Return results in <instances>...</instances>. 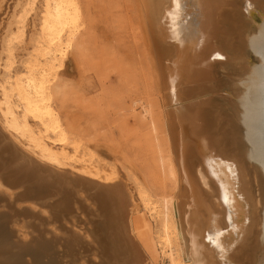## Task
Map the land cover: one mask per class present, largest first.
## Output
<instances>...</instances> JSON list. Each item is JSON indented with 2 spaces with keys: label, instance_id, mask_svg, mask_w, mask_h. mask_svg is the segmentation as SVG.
Returning a JSON list of instances; mask_svg holds the SVG:
<instances>
[{
  "label": "bare ground",
  "instance_id": "bare-ground-1",
  "mask_svg": "<svg viewBox=\"0 0 264 264\" xmlns=\"http://www.w3.org/2000/svg\"><path fill=\"white\" fill-rule=\"evenodd\" d=\"M94 7V0H0V64L31 61L24 52L35 48L36 25L54 40L40 71L0 69L6 109L23 107L12 120L23 126L29 109L42 114L108 179L105 186L61 183L42 173L49 180L40 182L41 172L17 169L20 154L0 130V176L14 188L26 186L24 197L60 195L46 202L49 217L47 207L42 216L0 192V264H264V0H135L143 74L159 111L144 106L149 130L142 134L134 112L146 103L125 91L130 107L118 127L125 150L111 142L103 149L89 131H97L103 95L86 97L62 82L71 59L89 63L101 79L117 57L107 47L93 48ZM29 23L28 36L16 41ZM74 95L93 114L89 129L65 113ZM63 184L91 192L105 231L73 230L79 199ZM16 219L22 227H13Z\"/></svg>",
  "mask_w": 264,
  "mask_h": 264
},
{
  "label": "rangeland",
  "instance_id": "rangeland-1",
  "mask_svg": "<svg viewBox=\"0 0 264 264\" xmlns=\"http://www.w3.org/2000/svg\"><path fill=\"white\" fill-rule=\"evenodd\" d=\"M94 2H95V7L93 8V11H94V14H96L95 22L97 23L96 24L97 28L95 31L96 33H94V35H96V40H95L96 44L93 45V48L102 47V46L107 47V48L113 50V52L115 53V55L117 57H115V60L113 61L112 65H110V68L108 69L109 72L107 71V74H106L107 77L106 76L104 77L105 80H103L104 78L100 79L99 74L96 73L97 71L93 70L94 68H92L89 63L78 64V62L71 59L68 63L66 76L62 82L65 83L66 81H69V83L78 86L77 87L78 90H80V92H82V93H85L86 97H92V96L98 95V94H101V96L103 95L102 97L100 96L101 102H102L100 104V106H102V108H103L102 109L103 112H101L102 116L99 120H97L95 122V124H93V121H92V118L94 119L93 114L91 113L92 114V117H91V114L89 111L90 109H88V108H85L88 110V111L86 110L87 112L82 110V109H84L83 108L84 105L80 102V100L76 99V97H77L76 95H74L72 97V99H70L68 101V104H66L65 113L67 112L66 114L67 115L69 114L68 116L70 117V119L75 120L76 124L79 127L81 126L82 128L87 129L88 126L90 128V124H91V126L93 124L96 127L97 131H95L94 128L93 129L88 128V129H89L90 133H92L94 131L93 132L94 135L93 134L92 135L96 138L97 142L102 144L101 146H104L103 149L107 150V147L108 146L110 147V145H108V144H110V142H111L112 145H114V144L117 145L118 143H121V145H120L121 149L125 150L124 148H126V146H124L122 144V137H121L120 130L118 127L120 126V124H121L120 122H122L126 113L128 112V108L130 107V101L128 99V95L126 92H132V91H133V93L135 92L136 98H141L142 102L146 103V105L143 104V107H142V105L139 104L137 106L136 111L134 112L135 119L137 118L136 121L138 122L140 120L138 122V123H140V125L144 123L143 126H141V128H140V130L142 131L141 132L142 134H144V132L147 133L146 131L149 130V125L146 124V126H145V122L142 119V115L145 114L144 106H147V105L150 106V104H151V106L153 107V112L155 114H157V112L159 111L158 110V106H159L158 101L159 100L157 98L158 96H157L156 92H154L155 88L152 89L153 87L148 85L147 81L145 80L146 76L144 74L146 72V66H145L146 62H145L143 56L140 55V51H142V49H143V47H142L143 41L140 38L141 36L139 35V30L136 29L135 0H94ZM130 19H131V21H130ZM29 25H30V23L27 24V26L25 25L26 29H24V34L19 36L16 39V41L17 40H18V42L22 41L28 36L29 30H30ZM33 26L34 25H32V28H33ZM35 31H38L37 32V40L35 42L36 43L35 48H31V49L24 52L25 54H27V56L29 57V59L31 61L28 63H22V62L18 61V59L16 58V60H14L13 63L9 66H5L3 63L0 64L1 70L6 71L10 75L17 68H27L30 70H37V71L39 70L40 71V69L43 67V62L45 60H48L50 58V56L53 54V51L50 48H48L46 46V44L50 43V42H54V40L52 41V37L47 35V32H42L43 30H41V26L36 25ZM135 42L137 44H135ZM131 50L134 51V54L132 53L133 51H131ZM136 51L138 52V54ZM252 59L254 60V62H256V60H257V58H252ZM120 62H121V64H120ZM113 64H114V66H113ZM113 67H116L115 68V69H117L116 72L114 71L115 69ZM121 67H122V69H121ZM139 68H140V70H139ZM118 70H120V71H118ZM130 73H132V74H130ZM123 75H124V77H123ZM131 75H133L134 77ZM25 76H26V73H24V77ZM119 77H121V79ZM126 77H127V79H126ZM12 80L13 79L11 77H9L8 79H6V84L11 83ZM127 80H129L128 83L130 82L129 83L130 85L128 84L129 86H126ZM101 82L104 83L105 85L104 84L102 85ZM132 82L134 83V85H132ZM135 83L138 85H135ZM4 85H5V83H3L2 80L0 79V91L5 88ZM136 86H137V88H136ZM149 86L151 87L150 88L151 91L149 89ZM132 87H133V89H130ZM103 88H105V89H103ZM102 89L104 90V93H103ZM128 89H130L131 91ZM80 92H79V94H80ZM143 92L145 94H143ZM79 94H78V96H79ZM102 99H103V101H102ZM78 102H80V103L78 104ZM127 102H128V104H127ZM21 104L22 103L16 105V107L14 108L15 111L12 110V112H10L9 110L6 109L7 102L0 96V130L2 132L7 131L5 129V125H7L6 127H8V126L15 127L13 125H16V124L12 120V116H15V118H16L17 112H20L23 109ZM79 106L81 108H79ZM106 106H108V107L105 108ZM154 106H155V108H154ZM66 109H68V111ZM79 110H81L82 112ZM156 110H158V111H156ZM83 111L85 113H83ZM15 112H16V114H15ZM120 114H121V116H120ZM80 116H81V118H80ZM30 117L33 121L30 120ZM44 117L45 116L38 113L37 111L29 109L24 116V120L26 119V122H24L25 124L23 126L31 128L30 130L36 136H39L41 138L44 136V138L50 140L54 144H61L62 147H61L60 151H62V152L68 151V149H66L65 146H66V144H69V146L73 149V151L70 152V158H72V159L75 158L78 161L85 162L86 164H91L92 166L90 168H92V174L95 177L105 175L104 173H106V172H104V170L98 171L97 166L94 163H92V162H94L93 158L89 157L88 155L86 156V154L84 152H83L84 154L81 153L82 151H80V149L76 150L74 148V144H72L68 139H66V138L63 139L60 136H57L56 135L57 129L54 127L48 126V124L45 122ZM90 117H91V119H90ZM141 121L143 123H141ZM90 122H92V123H90ZM20 128H22V127L18 126V129H20ZM107 130H108V132H107V134H105ZM243 131L244 130H242V133H244ZM50 132L55 134L56 136L50 137V135H47ZM112 136H113V138H112ZM7 138H6V140L9 141V138L8 139ZM96 171H98V172H96ZM103 179L106 181L108 180L107 177H105V176H103ZM82 196L85 197L86 192L79 190V193L78 192L76 193V199H79V200H76V204H75V206L77 207V212L79 213V216L75 220L76 221V227H73V230L75 232L81 234V235H92L95 231H105L104 229H102V222H101V220H103L105 218L99 213L97 203L92 198H86L85 199ZM84 206H88L89 208L94 209L95 214H89L86 211H84L85 210ZM45 210H49V209L46 208ZM48 216L49 217L53 216V214L50 210H49ZM16 220H19V219H16ZM16 220L12 224L13 227L14 226L16 227L17 225H18V227H22V222H20V220L17 222ZM23 222H27V221L24 220ZM50 225L51 224H49L48 227H51ZM23 229L24 230L26 229L28 231L33 230L30 227H28L27 225H26V227H23ZM28 231L23 232L24 235L27 234L28 237H30L35 232V230H34L32 232V234H29L30 232L28 233ZM55 231H57L59 233H63L61 231V229L58 227L56 228ZM17 234H20V231H19V233L17 232ZM48 234H49V232H48ZM20 239H22V237H20ZM65 260H69V257H64L63 261H65Z\"/></svg>",
  "mask_w": 264,
  "mask_h": 264
},
{
  "label": "flooded vegetation",
  "instance_id": "flooded-vegetation-1",
  "mask_svg": "<svg viewBox=\"0 0 264 264\" xmlns=\"http://www.w3.org/2000/svg\"><path fill=\"white\" fill-rule=\"evenodd\" d=\"M30 120L33 121L31 117H30ZM6 126L7 125H5V129L7 131L3 132L4 136L6 138L8 137L9 141L8 140L7 141L10 144H12L14 147H16V149L19 151V152L17 151V155L18 153L20 154L18 156V158L20 157L19 161L17 162V167L19 165L20 168L16 167L18 170L20 169L21 171L23 169L24 170L35 169L33 170L35 171L34 173L37 174L36 171L41 172V175L42 173L43 175L47 173L48 178L54 175L55 176V177L53 176L54 179L50 178L51 179L50 181L52 180L55 181V179L57 180L60 178L61 183L64 180H65L64 182L66 183L68 181L79 179L81 181L86 180L85 182L90 181L89 182L90 184H92V181L97 182L99 186L100 185L105 186L106 184H108V182L103 179L104 175L95 177L92 174V168H90L92 166L91 164H86L85 162L78 161L75 158L73 159L70 158V152H72L73 149L69 146V144H66L65 146V148L68 149V151L62 152L60 151L62 147L61 144H54L50 140L44 138V136L42 138L39 136H36L30 130L31 128L24 127L21 125H13L15 127H10V126L6 127ZM18 126H21L22 128L18 129ZM47 135H50V137L56 136L55 134L51 132L48 133ZM43 175L41 178V180L43 179L42 181L39 178H38L39 180L38 179L37 180L40 182H43L44 180L45 181L49 180V179H46L47 178L46 175L44 177ZM38 181H36V183ZM38 184L40 183L38 182ZM66 185L67 184H65V186ZM60 186L62 188L59 191H61L62 193L64 191V188L66 189L68 187V186L65 187L64 184H63L64 188L62 185ZM73 186L74 185H72V187ZM72 187L67 188V190L71 189L72 191L74 190L73 192L79 193L78 191L79 189L76 186H74L73 188ZM26 191H27L26 186H23L21 188H14L11 184H9V182L4 180L3 175L0 176V192L4 194L11 192L12 201L16 204L17 203L21 204L23 209L24 208L32 209L31 205H33L35 209H32V210L40 214L42 213L43 208L47 207L49 209V206L46 204V202H52L53 200L58 199L60 197V195H58L54 198L41 201L38 198L32 197V195H28L29 193L27 194V196L25 195L24 197L22 194H24ZM85 192H86V196L85 197L82 196V197H84L85 199L91 198L92 196L91 192L89 190H85ZM42 214L40 215L45 216L44 213Z\"/></svg>",
  "mask_w": 264,
  "mask_h": 264
}]
</instances>
